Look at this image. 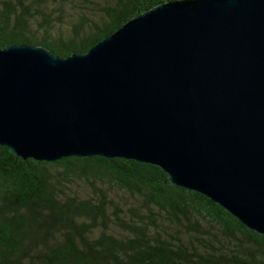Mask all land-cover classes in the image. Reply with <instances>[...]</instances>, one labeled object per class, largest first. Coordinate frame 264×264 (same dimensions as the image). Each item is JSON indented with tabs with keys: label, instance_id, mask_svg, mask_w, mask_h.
Here are the masks:
<instances>
[{
	"label": "water",
	"instance_id": "1",
	"mask_svg": "<svg viewBox=\"0 0 264 264\" xmlns=\"http://www.w3.org/2000/svg\"><path fill=\"white\" fill-rule=\"evenodd\" d=\"M0 146L159 167L264 236V0H174L86 53L0 47Z\"/></svg>",
	"mask_w": 264,
	"mask_h": 264
},
{
	"label": "trees",
	"instance_id": "2",
	"mask_svg": "<svg viewBox=\"0 0 264 264\" xmlns=\"http://www.w3.org/2000/svg\"><path fill=\"white\" fill-rule=\"evenodd\" d=\"M168 1L0 0V47L86 53ZM0 264H264V236L157 166L0 146Z\"/></svg>",
	"mask_w": 264,
	"mask_h": 264
}]
</instances>
